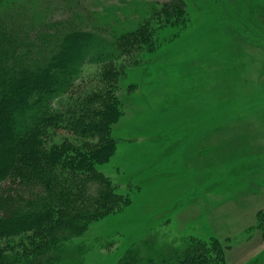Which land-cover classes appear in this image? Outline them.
I'll list each match as a JSON object with an SVG mask.
<instances>
[{"label": "rangeland", "instance_id": "obj_1", "mask_svg": "<svg viewBox=\"0 0 264 264\" xmlns=\"http://www.w3.org/2000/svg\"><path fill=\"white\" fill-rule=\"evenodd\" d=\"M33 1L100 24L109 9L124 21L121 11L171 0ZM184 2L185 28L167 27L116 80L104 79V65L83 66L121 101L117 147L97 168L131 199L74 240L83 264H113L133 242L151 255L187 237L217 239L227 264H264V0Z\"/></svg>", "mask_w": 264, "mask_h": 264}, {"label": "trees", "instance_id": "obj_2", "mask_svg": "<svg viewBox=\"0 0 264 264\" xmlns=\"http://www.w3.org/2000/svg\"><path fill=\"white\" fill-rule=\"evenodd\" d=\"M185 6L144 2L121 11L124 21L115 7L98 24L77 11L53 17L33 0H0V264H83L74 240L130 203L97 168L117 147L121 101L92 85L83 66L104 65V79L116 80L167 27L185 28ZM147 252L146 242H133L113 264H227L215 238Z\"/></svg>", "mask_w": 264, "mask_h": 264}]
</instances>
